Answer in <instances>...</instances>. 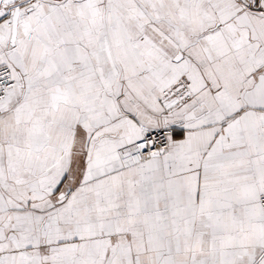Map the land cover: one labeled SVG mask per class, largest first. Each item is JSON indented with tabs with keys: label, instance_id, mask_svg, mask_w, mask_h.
Here are the masks:
<instances>
[{
	"label": "snow or ice",
	"instance_id": "1",
	"mask_svg": "<svg viewBox=\"0 0 264 264\" xmlns=\"http://www.w3.org/2000/svg\"><path fill=\"white\" fill-rule=\"evenodd\" d=\"M0 264H264V0H0Z\"/></svg>",
	"mask_w": 264,
	"mask_h": 264
}]
</instances>
